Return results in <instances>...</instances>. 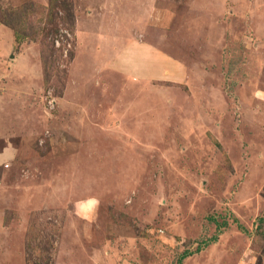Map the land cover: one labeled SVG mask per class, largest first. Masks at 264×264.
<instances>
[{
  "label": "rangeland",
  "instance_id": "obj_1",
  "mask_svg": "<svg viewBox=\"0 0 264 264\" xmlns=\"http://www.w3.org/2000/svg\"><path fill=\"white\" fill-rule=\"evenodd\" d=\"M4 148L0 264H264V0H0Z\"/></svg>",
  "mask_w": 264,
  "mask_h": 264
},
{
  "label": "crops",
  "instance_id": "obj_2",
  "mask_svg": "<svg viewBox=\"0 0 264 264\" xmlns=\"http://www.w3.org/2000/svg\"><path fill=\"white\" fill-rule=\"evenodd\" d=\"M132 46L130 45L129 48L133 56L141 59L139 60V64L141 65L133 71L136 80L142 82L182 83L187 78V68L185 65L168 53H165L160 46L157 47V44L155 45L153 42L148 44L144 42L143 39L141 42L133 44ZM5 150L6 148L0 153L1 165L3 164L2 161H5ZM0 193H5L4 189H0ZM22 200L23 199H20L21 202L19 201V205L24 209L26 207L22 206ZM4 229L5 228L2 227V221H0V231L2 232Z\"/></svg>",
  "mask_w": 264,
  "mask_h": 264
}]
</instances>
